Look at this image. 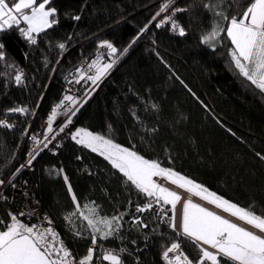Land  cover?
Segmentation results:
<instances>
[{"label": "trees", "instance_id": "obj_1", "mask_svg": "<svg viewBox=\"0 0 264 264\" xmlns=\"http://www.w3.org/2000/svg\"><path fill=\"white\" fill-rule=\"evenodd\" d=\"M166 2L50 0L56 23L36 35L35 44L15 26L0 31V120L6 112L20 125L15 132L0 126V181L26 133L63 104L69 74L99 45L110 43L122 57L76 112L71 128L111 139L264 215V92L235 68L226 34H220L215 48L201 42L217 25L227 26L215 12L238 15L249 0H171L160 13ZM175 9L182 10L172 18L183 36L172 33L170 23L157 27ZM14 108L26 111L18 114ZM37 163V196L77 258L86 255L93 236L100 245L123 249L128 264H166L163 252L177 241L190 260L200 256L197 244L172 230L170 206L163 204L164 222L152 209L142 216L146 227L128 223L137 214L135 206L149 198L98 152L66 139L55 154L40 153ZM12 210L0 197V231L13 221ZM93 210L96 219L122 217L106 239L88 226L85 217Z\"/></svg>", "mask_w": 264, "mask_h": 264}, {"label": "snow or ice", "instance_id": "obj_2", "mask_svg": "<svg viewBox=\"0 0 264 264\" xmlns=\"http://www.w3.org/2000/svg\"><path fill=\"white\" fill-rule=\"evenodd\" d=\"M49 3L50 0H39V2L38 0H11V2L0 0V31L15 26L31 43L35 44L36 38L33 34L38 35L56 23V9L47 7ZM170 3L171 0H168L162 4L160 13L166 12ZM204 6L211 7L208 4ZM176 11L182 10L175 9L172 15H169L167 19H162L157 27L170 23L173 30H178L179 35L183 36L184 29L172 18ZM160 13L157 15L159 16ZM215 14L227 21V26L217 25L210 34L204 36L203 42L210 43L216 40L221 33L226 34L231 41L230 56L235 68L247 81L264 92V0H249V3L238 15L228 16L223 11H217ZM75 18L79 19L78 16ZM21 23L27 27H20ZM3 47V44H0V49ZM59 47L64 48V45L60 44ZM102 47L110 49L112 54L116 52L110 43L102 45ZM2 59L3 54L0 53V60ZM93 67H96L95 63L89 65V68ZM111 67L112 63L96 67L97 74L90 76L89 79L96 83L101 75ZM15 80L20 83L21 75H16ZM65 99L72 101L70 96H66ZM11 111L23 113L26 110L14 108ZM55 114L56 112L53 110V117ZM0 126L7 127L9 125L5 120H0ZM51 131L50 125L48 132ZM72 138L93 152H99L114 169L126 178L127 182H130L140 192L148 197H154L157 203L163 201V204L171 205L173 210L171 227L173 230H176L174 210L177 203L180 202L181 196L158 185L152 179L153 177L167 179L171 184L200 197L217 209L264 234V215H258L251 207L244 208L230 202L176 171L161 167L160 163L147 160L137 152L113 143L111 139L83 130L77 131ZM39 143L40 141H37V144ZM260 158L264 160V156ZM68 190L72 191L70 185ZM72 199L79 210L80 205L76 202L74 194ZM147 207H151V203ZM137 211L143 212L145 208H138ZM96 215L93 210L91 215L85 218L88 221V226L94 232L102 233L101 238L104 239L112 234L113 224H119V220L122 218L114 216L111 219L106 217L96 219ZM11 219L14 223L8 226L6 231H0V264H69L70 253L62 244L59 248L55 247L56 234L52 229L34 232L32 227L20 224L15 216H12ZM98 225H103L106 230L102 231ZM180 228L185 237L197 244L200 256L196 261L190 260L180 251V243L173 242L163 252L166 264H206V262H210V264H264V235H257L253 231L240 227L237 223L193 204L190 200L183 203ZM49 237H51V241H49ZM95 241L96 237L93 236V244ZM201 244L207 245L215 251H208L205 247H201ZM170 253H175L174 258H170ZM92 259L93 249L90 248L86 257L78 264H91ZM103 260L108 261L109 264H122L120 257L112 252H106L103 255Z\"/></svg>", "mask_w": 264, "mask_h": 264}, {"label": "built area", "instance_id": "obj_3", "mask_svg": "<svg viewBox=\"0 0 264 264\" xmlns=\"http://www.w3.org/2000/svg\"><path fill=\"white\" fill-rule=\"evenodd\" d=\"M167 17L168 16H166V18ZM177 32V30H172V33L174 34H176ZM105 44H101L97 48V51L95 52L93 57L89 59H84L83 63H81L76 69L73 70V72L69 74L64 83L62 89L64 96L63 102L69 101L65 99L66 96L72 97L71 102L74 103L75 106L80 107L78 111L83 107V105L86 104L89 99H91V97L94 95L93 93L101 84L100 82L106 78V76L109 74V71L117 65V63L120 61V58L122 57L117 55L118 49H116L115 54H112L110 49H108L107 47H102V45ZM94 63L96 64V67H102L104 64L112 63V67L108 69L107 72L103 73L101 75V78L96 81V83H93L92 80L89 79L90 76H95L97 74L96 67L89 68V65H92ZM18 114H20V112H18ZM51 116L52 113L49 114V117L46 118V120H43V122L38 125V128L36 129L34 134H32V136L27 135L25 137V142L23 143L21 149L17 152L18 154L13 162L12 168L6 174L7 176L0 184V197L8 201V203L11 205V208H13V216H15L16 219L23 221V225L25 227H32L34 229V232L36 230L45 231L49 228L52 229L56 234L55 247L59 248L62 244L63 247L70 253V256L68 257L69 264H78L80 260H83L86 257L90 248L93 249V259L91 261V264H109L108 261L103 260V255L106 252H112L113 254L118 255L121 259L122 264H128L125 260L127 255L123 249L107 247L104 245H100L97 242L93 244V241L92 243L86 246V255L82 256V258H77L73 250L68 247L67 243L65 241H62L61 238L58 237L53 219L45 213L44 207L40 202L39 196H37L38 185L35 180V171L36 166L38 164L37 157L40 153L44 152L55 154L56 149L63 142H65L66 139H71V127L64 129L63 123L62 126H60L61 123L56 126L57 124L55 122H52ZM1 120H5L6 123L9 125L7 127L2 126L5 130L9 132H15L19 129L20 125L18 121L11 119L9 120L8 114L6 112H4V115ZM65 120L66 119H64V121ZM50 125L52 131L48 132ZM72 125H74V122ZM61 129L63 130L61 131ZM45 137H47V139H45ZM37 141H40V143L37 144ZM157 184L161 187L169 189L170 191L176 192L179 196H181V200L179 203H177L176 208L174 210V223L176 226V230H174V232L183 235L182 230L180 228L183 203L187 200H190L193 204L206 208L204 206V203L207 202L205 200H202L198 196L186 192L184 189L176 187L173 184L171 185V183L167 179H160ZM148 198L149 200L145 201L144 204L135 206L134 211L137 214L135 215V217H130L128 219V223L133 225L138 224L144 228L145 225L142 224V216L145 215L146 212L151 211L152 209H155L156 212H158L159 220L161 222L166 221L168 216L162 203L163 201L157 203L154 197ZM149 203H151V207H147ZM138 208H145V211H137ZM207 210L217 214L215 210ZM172 217L173 213L171 218ZM171 218L170 221L172 224L173 221ZM137 221H139V223H137ZM49 241H51V237ZM177 242L180 243V251L183 252L181 242ZM200 246L202 247V244ZM169 256L170 258H174L175 253H170ZM134 261L136 262V259H134ZM206 264H210V262H206Z\"/></svg>", "mask_w": 264, "mask_h": 264}, {"label": "rangeland", "instance_id": "obj_4", "mask_svg": "<svg viewBox=\"0 0 264 264\" xmlns=\"http://www.w3.org/2000/svg\"><path fill=\"white\" fill-rule=\"evenodd\" d=\"M49 7V6H48ZM49 8H51V7H49ZM21 24H23V23H21ZM24 27L26 28L27 26L26 25H24ZM216 28V27H215ZM34 36H36L37 34H33ZM208 35V34H207ZM204 36H206V35H204ZM204 36H203V38H204ZM203 38L201 39V42H202V44L204 45H207V46H209V47H211V48H215V44L217 43V40H218V38L216 39V40H214V41H212V42H210V43H204L203 42ZM100 46V45H99ZM98 46V47H99ZM97 50V49H96ZM117 55H119L120 57L122 56L121 54H117ZM80 107H78V106H75V104L74 103H72L71 101H64L63 102V104L62 105H60L59 107H57L56 109H55V112H56V114H55V116L53 117V112H52V116H51V120H52V122H55L57 125L56 126H58L59 125V123H61V125L60 126H62V123H63V128L64 129H67V128H70L71 126H72V124H73V122H74V117L73 116H75V113L78 111V109H79ZM64 119H66L65 121H64ZM69 120L71 121L70 123H69ZM63 121V122H62ZM82 129H72L71 130V128H70V132H71V139L74 141V142H76V140H74L72 137H73V135H75V133L77 132V131H81ZM84 131V130H83ZM88 132V131H87ZM94 135V134H93ZM77 139H79V137H77ZM77 143V142H76ZM80 145H82V146H85V145H83V144H80ZM86 147V146H85ZM88 148V147H87ZM99 153V152H98ZM122 175V174H121ZM156 183H158V181L160 180V179H164V178H161V177H153L152 178ZM166 180V179H165ZM174 186H176V185H174ZM177 187V186H176ZM144 194V193H143ZM144 195H146V194H144ZM147 196V195H146ZM209 205V204H208ZM166 206H170L171 207V205H166ZM214 206V205H213ZM212 206V204H210L209 205V207L210 208H213V209H217V208H215V207H213ZM210 210H212V209H210ZM221 214H219L218 213V215H220V216H223V217H225L226 218V216H228V214L227 213H225V212H223V211H221L220 209H217ZM217 210H215V211H217ZM212 212V211H211ZM226 215V216H225ZM17 221H19V223L20 224H22L23 225V221H21V220H18L17 219ZM12 223H14V221H12L11 222V224ZM10 224V225H11ZM9 225V226H10ZM7 230V228L4 230V231H6ZM207 246V245H206ZM203 247V246H202ZM205 247V246H204ZM208 251H211V249L208 247H205ZM212 251H215V250H213L212 249Z\"/></svg>", "mask_w": 264, "mask_h": 264}, {"label": "bare ground", "instance_id": "obj_5", "mask_svg": "<svg viewBox=\"0 0 264 264\" xmlns=\"http://www.w3.org/2000/svg\"><path fill=\"white\" fill-rule=\"evenodd\" d=\"M37 128H38V126H37L35 129H33L32 132H31V130H29V131L26 133V136H27V135H31V136H32V134H34V132L36 131ZM171 185H172V184H171ZM204 206H205L207 209H209V210H210V209H212V210H217V209L210 208L209 205H208L207 203H204ZM216 212H217V214H218V213L221 214L218 210H217ZM225 216H226V215H225ZM226 218H227L228 220H231L232 222H235V223L239 224L241 227H244V228H247V229H249V230H252L253 232L257 233L258 235H264V234L259 233L257 230H253V229H251L248 225L244 224L243 222L237 220L236 218H234V217H232V216H230V215L226 216ZM202 246H203V247L205 246V247L208 248V246H206V245H202Z\"/></svg>", "mask_w": 264, "mask_h": 264}, {"label": "crops", "instance_id": "obj_6", "mask_svg": "<svg viewBox=\"0 0 264 264\" xmlns=\"http://www.w3.org/2000/svg\"><path fill=\"white\" fill-rule=\"evenodd\" d=\"M25 28V27H24ZM222 211V210H221ZM228 214V213H227ZM218 215V214H217ZM229 215V214H228ZM223 217V216H222ZM224 219H226L225 217H223ZM228 220V219H227ZM229 221H231V220H229ZM232 222V221H231ZM233 223H235V222H233ZM238 226H240L239 224H238ZM241 227V226H240ZM247 229V228H246ZM252 229V228H251ZM249 230V229H248ZM253 230H255V229H253ZM250 231H252V230H250ZM255 234H257V233H255ZM258 235V234H257ZM210 248V247H209ZM211 249V248H210ZM211 251H212V249H211Z\"/></svg>", "mask_w": 264, "mask_h": 264}, {"label": "water", "instance_id": "obj_7", "mask_svg": "<svg viewBox=\"0 0 264 264\" xmlns=\"http://www.w3.org/2000/svg\"><path fill=\"white\" fill-rule=\"evenodd\" d=\"M218 1H221V2H223V1H224V2H227L228 0H218Z\"/></svg>", "mask_w": 264, "mask_h": 264}]
</instances>
